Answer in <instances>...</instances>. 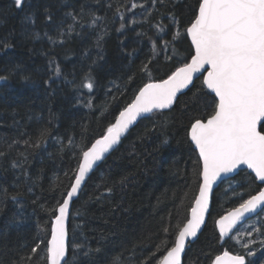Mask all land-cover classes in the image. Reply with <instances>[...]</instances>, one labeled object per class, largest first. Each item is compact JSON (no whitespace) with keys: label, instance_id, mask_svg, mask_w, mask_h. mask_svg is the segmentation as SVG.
Segmentation results:
<instances>
[{"label":"trees","instance_id":"1","mask_svg":"<svg viewBox=\"0 0 264 264\" xmlns=\"http://www.w3.org/2000/svg\"><path fill=\"white\" fill-rule=\"evenodd\" d=\"M199 3L0 0V264H48L52 225L83 151L140 88L190 61L186 29ZM202 81L142 120L90 177L73 204L68 264H158L173 245L201 183L188 130L213 111ZM261 189L247 171L224 183L184 264H213L225 251L264 264V242L247 255L216 228Z\"/></svg>","mask_w":264,"mask_h":264},{"label":"snow or ice","instance_id":"2","mask_svg":"<svg viewBox=\"0 0 264 264\" xmlns=\"http://www.w3.org/2000/svg\"><path fill=\"white\" fill-rule=\"evenodd\" d=\"M15 3L19 6L21 0ZM186 32L195 49L190 62L177 67L166 79L146 83L119 112L106 134L83 151L75 182L58 207L59 215L55 217L51 239L47 242L49 264L62 261L68 264L65 221L69 201L95 162L119 143L122 134L141 114L171 109L177 94L192 84L198 72H207L202 83L214 93L211 115L194 119L188 130L199 152L202 184L190 209L191 218L183 227H178L173 245L158 264H182L186 240L197 236L209 210L212 185L222 174L246 165L264 182V0H200L198 14ZM143 70L147 71V67ZM3 79L6 78L0 77ZM84 87L91 89L93 84L88 82ZM193 105L198 106L196 99ZM44 134L41 133V139ZM259 205H264V190L221 217L220 234L228 236L237 222ZM39 246L32 249L33 253ZM244 247L249 245L245 243ZM254 254L248 252V255ZM215 264H246V261L243 255H230L225 251L215 258Z\"/></svg>","mask_w":264,"mask_h":264},{"label":"water","instance_id":"3","mask_svg":"<svg viewBox=\"0 0 264 264\" xmlns=\"http://www.w3.org/2000/svg\"><path fill=\"white\" fill-rule=\"evenodd\" d=\"M188 38H189V41L192 45V42H191V36L190 34H188ZM192 48H193V51L195 53V49H194V46L192 45ZM190 62V61H189ZM207 68V66H205ZM207 75V72H198L194 75L193 77V82L192 84H190L188 86V88L186 89H182L180 93L177 94V100L178 98L185 94L186 92H188L195 84V82L197 80H199L200 78L204 79V77H206ZM158 82V81H156ZM206 88V87H205ZM207 89V88H206ZM209 93H211L213 96H214V93L211 92V90L207 89ZM177 102V101H176ZM175 105V104H174ZM173 105V106H174ZM173 108V107H172ZM171 108V109H172ZM170 109H165L163 110L162 112H167L169 111ZM156 112H161V111H156ZM152 113H145V114H141V116L137 117V120L129 126V129L127 130V132H125L124 134H122L121 136V139L119 141L118 144L114 145L112 147V149H110L107 153L104 154V157L99 160V161H96L95 164L93 165L92 169L86 174L85 176V179L84 181L81 183V186L80 188L78 189L77 193L75 195H73L72 199L69 201V207H68V213H67V218H66V221H65V226H66V230H67V244H68V252L66 254V257L65 259L68 260V256H69V244H70V232H69V226H70V220H71V215H72V209H73V204L75 203V201L80 197L83 189L85 188L88 180L90 179V177L93 175L94 172L97 171V169L109 158V156H111V154L113 152H115L119 146L121 145L122 141L129 135V133L131 132L132 129H134L142 120H144L145 118H147L148 116H150ZM102 138V137H101ZM99 138V139H101ZM190 138V137H189ZM191 141V140H190ZM95 143V142H94ZM192 143V142H191ZM194 149L196 150L198 156H199V152H198V149L196 148V146L192 143ZM82 163V161H81ZM244 171H247L248 173H250L251 175L254 176V178L256 179V181L258 182V184H260L262 186V189L261 190H264V182L260 181L258 178H256V175H255V172L252 170V169H249L246 165H241L238 169H236L235 171L233 172H230V173H227V174H222L220 178L217 179V181L212 185V191H211V194H210V204H209V210L208 212L205 214V219H204V222L203 224L201 225L198 233H197V236L195 238H187L186 240V245H185V250H184V253H182V257H181V260H182V264H184V260H185V255H186V252L188 250V247L190 244H193L196 242L197 238L202 234V232L204 231L207 223H208V220H209V216H210V213H211V209H212V205H213V198H214V195H215V192L226 182H228L229 180H232L234 179L235 177H237L241 172H244ZM78 174V173H77ZM75 182V181H74ZM74 184V183H73ZM202 184V176H201V183H200V186ZM71 191V190H70ZM199 193V191H198ZM198 193H197V196H198ZM258 194V193H257ZM256 194V195H257ZM196 196V197H197ZM67 198V197H66ZM196 199V198H195ZM194 206V203L192 205V207ZM233 210V209H232ZM231 211V210H230ZM229 211V212H230ZM264 211V205H259L257 207V209L252 212V213H247L245 214V217L240 220L239 222H237V224L234 226V228L232 229V231L229 233L228 236H223L220 234V231H219V224H218V221L220 220V218L217 220L216 222V228L219 232V234L221 235V237L224 239V240H230L233 238L234 234L242 227L244 226L246 223H248L249 221L253 220L254 218L258 217L262 212ZM229 212H227L226 214H224L223 216H226ZM59 215V212L58 214ZM222 216V217H223ZM191 218V211H190V214H189V219ZM55 221V220H54ZM54 226V222H53V225L52 227ZM51 239V238H50ZM224 253V252H223ZM223 253L219 256H222ZM230 255H235V254H232L230 252H228ZM245 261H246V258H245ZM247 263V261H246ZM48 264H49V261H48ZM61 264H63V261L61 262ZM215 264V262L213 263Z\"/></svg>","mask_w":264,"mask_h":264},{"label":"rangeland","instance_id":"4","mask_svg":"<svg viewBox=\"0 0 264 264\" xmlns=\"http://www.w3.org/2000/svg\"><path fill=\"white\" fill-rule=\"evenodd\" d=\"M235 242L245 254L254 251L255 245L264 242V211L256 218L242 226L233 236ZM247 243L249 247H244Z\"/></svg>","mask_w":264,"mask_h":264}]
</instances>
